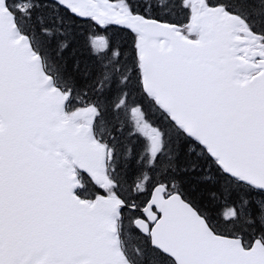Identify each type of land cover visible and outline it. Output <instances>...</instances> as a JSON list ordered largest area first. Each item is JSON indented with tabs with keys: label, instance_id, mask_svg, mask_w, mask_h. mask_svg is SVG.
Wrapping results in <instances>:
<instances>
[{
	"label": "snow or ice",
	"instance_id": "snow-or-ice-1",
	"mask_svg": "<svg viewBox=\"0 0 264 264\" xmlns=\"http://www.w3.org/2000/svg\"><path fill=\"white\" fill-rule=\"evenodd\" d=\"M0 264H264V0H0Z\"/></svg>",
	"mask_w": 264,
	"mask_h": 264
}]
</instances>
